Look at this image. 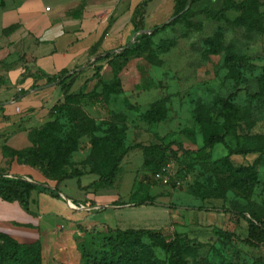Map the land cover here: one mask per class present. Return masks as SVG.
<instances>
[{"label": "rangeland", "instance_id": "1", "mask_svg": "<svg viewBox=\"0 0 264 264\" xmlns=\"http://www.w3.org/2000/svg\"><path fill=\"white\" fill-rule=\"evenodd\" d=\"M7 1L0 0V12ZM43 1L53 4L52 0ZM173 2L168 1L160 10L146 12V16L143 14L139 27L146 32L147 28L150 30L172 21L168 13H174ZM257 2L259 13L264 15V0ZM10 5L11 2L6 3V7ZM221 6L222 0H197L192 6L187 4L186 10L195 11V15L185 21L171 22L152 35L149 44L138 53L102 63L98 76L114 84L113 94L106 95L98 79H90L94 72L90 65L71 88L76 92L88 79L84 96L65 102L59 90V95H54L48 107L23 117L27 122L25 127L10 140L11 145L18 141V149L13 150H30L32 154L41 155L42 145L47 140L40 139L38 132L51 122L50 110L55 107L59 108L58 138L71 137L76 142L63 172L81 175L59 185L60 194H57L60 197L54 199L52 210L69 212L63 206L64 197L75 204L86 205V201L96 196V204L106 202L110 205L115 201L122 205L119 209L123 212L124 226L120 230H154L167 241H176L182 249L183 264H264V245L252 248L236 238L228 239L215 233L219 229L244 238L247 224L242 215L264 223V155H230L228 151L254 148L259 145L256 136L264 135V99L251 97L258 91V78L264 67V35L250 34L237 26L236 12H227L226 19L218 21L203 13L216 12ZM0 50L8 53L12 50L6 38L0 37ZM231 52L249 57V66L238 68L235 79L230 77L224 63V56ZM8 57L9 62H19L17 54ZM28 72L24 70L22 75ZM51 91L52 88L39 95L44 99ZM232 92L237 93L235 103L244 117L233 133L225 137L224 144L208 150V159L193 161L182 154L176 159L166 155L159 172L167 173L169 179L167 184H161L154 179V171L144 166L141 152L133 149L124 157L121 173L111 188L96 191L81 188L97 179L110 165L106 156L97 155L91 149L93 137L106 136L110 128L115 127L121 130L117 136L125 146H166L174 141L193 150L203 144L195 124L196 114H206L213 124H221L219 101ZM154 106L163 110L161 121L149 120L148 113ZM12 108L24 112L19 103ZM75 125L84 127L88 133L79 136L80 130ZM240 167L254 169L255 186L244 183L242 173L238 172ZM97 195L103 197L97 198ZM39 196L45 207L53 200L48 192ZM108 207L111 206H98V209L75 211L74 214L80 215L82 222L101 225L109 212ZM60 217L62 215L57 222L47 224L48 229L59 224L61 232L66 222ZM47 218L52 216L46 215ZM142 240L148 243L146 238ZM40 249L41 264H109L117 257L114 230L106 229L77 232L71 238L61 237ZM152 250L156 259L168 263L167 253L158 248Z\"/></svg>", "mask_w": 264, "mask_h": 264}, {"label": "trees", "instance_id": "2", "mask_svg": "<svg viewBox=\"0 0 264 264\" xmlns=\"http://www.w3.org/2000/svg\"><path fill=\"white\" fill-rule=\"evenodd\" d=\"M197 0H174L172 14V21L162 26H155L153 29L144 32L143 27L135 28L137 32L134 40L118 51H111L100 55H95V51L100 46L102 38L91 47V55L95 57L92 62L87 63L78 71H73L70 74H59L57 76H47L40 70L34 74L28 72L24 77L34 76L35 78H44L45 85L55 84L59 87L61 94L66 101L70 98H79L84 96L86 84L88 79L83 85L78 88L76 92H72L71 88L78 77L84 73L88 66L94 69L93 75L90 79L97 78L101 86L102 92L106 95H111L115 92L114 84L102 81L98 73L100 65L104 62H109L117 57H127L134 55L145 45L149 44L150 37L162 31L164 27L168 26L171 22L185 21L190 16L195 15V11L187 9V4L192 6ZM143 2L135 11V18L138 17V25L143 22ZM78 12V10L76 11ZM141 12V13H140ZM227 12H236L235 24L243 28L246 32L255 35H264V15L258 11L257 0H244L237 2L235 0H222V6L216 12L205 11L204 15L213 20H225ZM18 29V24H12L8 27L0 29V37H9L15 30ZM152 31L151 33H149ZM218 50L216 49V52ZM249 57L238 56L234 53H226L224 56V63L231 78H237L236 73L238 68L248 67ZM262 73L258 78V91L254 92L252 98L264 99V67L261 69ZM35 80V79H34ZM33 89H38V86H33ZM28 92H21V95H26ZM237 97L236 92L229 93L224 99L219 101L218 112L222 118V123L219 125L213 124L206 114L197 113L195 124L198 131L203 138V144L196 149H186L180 142H170L166 146L152 144L142 146L136 144L134 146H125L122 139L117 136L121 133L115 127L110 128L108 134L103 137H93L90 145L91 149L97 155H104L110 160L109 168L101 173L96 180L92 181L83 189H93L94 191L102 188H111L121 173V163L124 157L133 149H138L141 152L143 164L145 167L153 172V175L159 172L163 159L166 155L172 158H177L179 154L187 156L193 161L206 160L209 157L208 150L217 144H224L225 137L233 133L236 124L244 117L241 108L235 103ZM59 108H52L51 122L46 124L41 131L38 132V137L42 140H47L46 144L42 145L41 155L32 154L29 150H13L6 146H2L1 152L3 157L15 161L17 164L26 165L42 172V175L50 181H55V187L52 191L43 185L31 183L21 177H7L0 171V199L5 202H17L21 209L29 212V201L31 192L35 190L49 191L51 194L57 192L58 186L67 179L79 177L76 175H65L64 164L67 156L76 148V142L71 137L65 140L58 138L60 131L58 122ZM148 117L151 122H158L163 119V110L159 106H154L150 109ZM153 116V117H152ZM79 128V136L88 133L84 127ZM259 145L254 148H239L237 150H230V155H248L258 154L264 155V135L256 136ZM41 162V165L39 164ZM40 165V166H39ZM42 166H44L42 168ZM238 172L242 173L244 183H248L251 187L256 184V174L252 167H240ZM264 187V185H263ZM73 203V202H71ZM149 205H155L152 201H145ZM75 204V203H73ZM78 205V204H77ZM242 218L247 224L246 235L241 238L238 234L228 231L215 230V233L225 238H236L245 245L255 248L259 245H264V223L257 218ZM143 238L148 240V243L143 242ZM114 241L116 243V260L109 264H165L164 261L158 260L153 255V248H158L168 254L167 264H183L182 249L176 241H167L160 232L147 229H115ZM40 244L38 242L32 244H20L10 238L9 236L0 233V264H41Z\"/></svg>", "mask_w": 264, "mask_h": 264}, {"label": "crops", "instance_id": "3", "mask_svg": "<svg viewBox=\"0 0 264 264\" xmlns=\"http://www.w3.org/2000/svg\"><path fill=\"white\" fill-rule=\"evenodd\" d=\"M52 1V5H47L43 0H8L11 5L6 7V2L0 12L2 23L0 29L18 24V29L6 37L8 47L12 48L10 53L0 50V171H3L7 177H21L31 183L43 185L49 191L54 189L55 181L47 180L34 168L3 157L1 152L2 146L18 149L16 145L18 141L16 140L13 146L10 140L16 137L15 135L21 134L20 130L25 127L27 122L23 117L42 107H48L54 95H59L58 86L45 85L44 78L34 77L37 76L35 72L40 70L47 76H57L78 71L95 59L91 55V47L101 38L102 41L95 55L121 50L137 35L135 28L139 27L138 17L133 16L137 9L140 11L139 6L143 2H145L143 10L146 16L151 11L160 10L172 0ZM170 12L168 14L172 15ZM10 54H17L19 62H9ZM24 70H28L34 76L24 77L21 80ZM33 86H38V89H33ZM50 88L52 91L42 99L39 93L49 91ZM12 89L14 93L8 94ZM24 91L28 92L26 96L21 95ZM5 93L9 97H6ZM18 103L24 108L23 113H16L15 107L12 108ZM49 191L31 192L29 212L23 211L17 202H5L0 199V233L20 244L38 242L41 247L46 248L61 237L66 240L75 236L77 232L115 230L124 226L123 212L119 209L122 205H118L115 201L110 205L106 202L99 205L95 203L96 196L86 201V206L101 208L111 206L108 207V214L104 216L106 222L100 225L82 222V217L74 214L75 211L67 206L66 200L70 202L71 200L66 197L63 206L69 212L52 210L54 199L60 195L57 194L58 191L52 194ZM42 192H48L53 198L46 207L41 204L39 195ZM98 197L103 196L97 195ZM46 215L52 218L45 219ZM60 215H62L60 220L66 222L65 228L60 232L61 227L56 224L54 229H48L46 225L57 222ZM42 225L44 228L41 231Z\"/></svg>", "mask_w": 264, "mask_h": 264}, {"label": "built area", "instance_id": "4", "mask_svg": "<svg viewBox=\"0 0 264 264\" xmlns=\"http://www.w3.org/2000/svg\"><path fill=\"white\" fill-rule=\"evenodd\" d=\"M16 112H19V110L17 108H16ZM153 177L156 181H158L161 184H167L168 183L169 176L165 172H157L153 175ZM66 203H67V206L74 211L89 212L91 210L98 209V207L86 206V205H82V204H78V205L73 204L69 200H66Z\"/></svg>", "mask_w": 264, "mask_h": 264}, {"label": "water", "instance_id": "5", "mask_svg": "<svg viewBox=\"0 0 264 264\" xmlns=\"http://www.w3.org/2000/svg\"><path fill=\"white\" fill-rule=\"evenodd\" d=\"M152 31H150V33H151ZM136 37V36H135Z\"/></svg>", "mask_w": 264, "mask_h": 264}]
</instances>
